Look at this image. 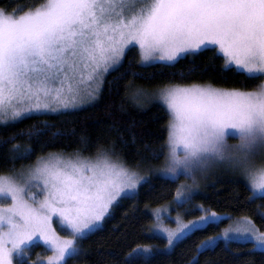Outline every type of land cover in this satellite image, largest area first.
<instances>
[{
    "label": "snow or ice",
    "instance_id": "snow-or-ice-1",
    "mask_svg": "<svg viewBox=\"0 0 264 264\" xmlns=\"http://www.w3.org/2000/svg\"><path fill=\"white\" fill-rule=\"evenodd\" d=\"M137 45L142 66H174L211 50L223 59V70L260 81L251 88L168 82L155 95L170 116L164 179L174 182L183 175L195 184L197 172L227 163L248 181L250 200L264 199V0H44L22 15L0 9V126L94 98L104 75ZM142 93L138 88L136 95ZM17 136L34 139L31 130H21L0 141V147L10 145L5 151L13 162L34 151L30 143L13 142ZM229 136L238 144L229 146ZM81 142L87 144V138ZM142 182L138 171L102 146L88 156L79 151L37 156L19 171L0 174V201L11 200L0 204V264H14V258L27 264L37 240L53 252L47 264H68L118 198L134 194ZM193 196L180 185L175 203L186 205ZM196 207L204 214L194 220L184 223L178 215L175 229L156 226L166 234L169 254L176 243L221 221L216 212ZM153 214L159 219L158 211ZM258 215L264 221V213ZM53 217L68 237L57 234ZM262 228L244 217L205 239L197 251L221 241L264 250ZM157 251L137 245L126 264H150Z\"/></svg>",
    "mask_w": 264,
    "mask_h": 264
},
{
    "label": "trees",
    "instance_id": "trees-1",
    "mask_svg": "<svg viewBox=\"0 0 264 264\" xmlns=\"http://www.w3.org/2000/svg\"><path fill=\"white\" fill-rule=\"evenodd\" d=\"M43 2L0 0V9L22 15ZM223 65V59L210 50L181 59L174 66H142L138 50L131 48L122 64L106 76L98 98L91 105L75 111L31 115L19 123L0 126V141L21 130H31L34 136L31 141L21 136L13 141L31 144L34 151L26 159L13 162L5 151L10 145L0 147V174L19 171L34 163L37 156L48 153L69 156L77 151L88 156L95 154L98 146L111 150L132 169L150 173L137 195L122 198L102 227L80 241L79 255L68 260V264H126L125 257L137 245H147L154 250L165 247L163 239L149 233L152 213L174 199L178 182L152 174L165 162L170 116L162 105L151 100L150 94L168 82L210 83L223 88H251L260 83L235 71H225ZM180 73L185 74L183 79ZM138 88L143 90L141 101L135 97ZM147 98L150 101L147 102ZM37 133L38 139L35 138ZM82 137L87 138V144L81 142ZM251 195L242 179L228 174L219 177L205 193L195 196L190 206L203 205L232 219L249 217L261 227L264 221L258 213H264V199L250 200ZM226 224H212L195 232L178 243L170 254L156 253L150 264H193L197 257V264H264V251L252 250L251 243L232 242L226 246L220 242L214 249L197 251L201 242L219 235ZM38 249L48 253L43 247Z\"/></svg>",
    "mask_w": 264,
    "mask_h": 264
},
{
    "label": "rangeland",
    "instance_id": "rangeland-1",
    "mask_svg": "<svg viewBox=\"0 0 264 264\" xmlns=\"http://www.w3.org/2000/svg\"><path fill=\"white\" fill-rule=\"evenodd\" d=\"M131 48H135L138 50L139 52V47L138 45L137 46H130L129 49H126L125 51V55L123 57V61L125 59V56H126V53L128 52V50H130ZM122 61V62H123ZM155 64H161V63H155ZM150 65H154V64H148L146 66H150ZM118 67L115 68V70L117 69ZM112 71L114 70H110L108 73H106L103 77V80H102V83L99 85V89L97 91V93L95 94L94 98H91V99H85V101L83 103H79L77 104L76 106L74 107H69L68 109H58L56 111H53V112H49V113H60V112H66V111H75V110H78V109H81L85 106H88V105H91L93 102L96 101V99L98 98V95L102 89V86H103V83H104V80L106 78V76L111 73ZM156 91L152 94H150L151 100H154L156 103H159L160 105H162L166 110V106L160 101V99L158 98L157 95H155ZM149 96V97H150ZM135 97L137 99H139L140 101L143 100L141 97V95L137 96L135 94ZM145 101V100H144ZM146 101H150V99H146ZM168 112V110H167ZM48 113V114H49ZM169 114V112H168ZM29 117V116H28ZM238 139L233 137V136H229L227 138V144L229 146H233V145H236L238 144ZM164 166V165H163ZM160 167L158 169H155L152 171V174L153 175H156V176H162V172H161V169L163 168ZM140 173L141 176L144 177L145 181H147V179L149 178V175L150 173L148 172H144V171H141V170H136ZM228 174H231V175H235L237 176L239 179H242L247 185H248V181L245 179V177L240 173V171L238 169H233L232 167H230L227 163H218V164H214L212 165L211 167H209L206 171L204 172H197L195 175H196V183L193 184V180L190 178V177H186V176H183L181 175L179 177L178 180H176L178 182V186L180 185H185L186 187H189L190 190L193 192L194 196H198V195H201L203 193H205L207 191V189L221 176L223 175H228ZM144 182L138 184L137 186V190H135V193L130 195L129 197H133L135 195H137L138 193V190L140 188V186L143 184ZM249 187V186H248ZM34 192H39V189H33ZM122 198H118V201L114 203L113 207L121 200ZM6 203H11V200L9 199L8 201H0V204H6ZM112 207V209H113ZM205 208V207H204ZM111 209V210H112ZM207 209V208H206ZM156 211H158L160 213V216H159V219L156 218V216L152 213V217H153V223L150 227V235L151 236H154V237H159L161 239H163L165 242H166V245L164 248H160L159 247V250L160 251H157L156 253L158 252H161V251H165V252H168L166 251L168 248H169V245L167 243V239H166V234L163 233L162 231L158 230L156 228L157 225H160L162 227H167V228H170V229H175L177 227V224H176V218L177 216L179 215L180 219L182 222L184 223H187L188 221H191V220H194L196 219L197 217L203 215L204 213L200 212L197 207H194L192 208L190 206V202L186 205H183V206H180V205H177L175 203V198L170 202L168 203L167 205L157 209ZM210 212H212L211 210H209ZM219 215V214H218ZM109 216V215H108ZM106 216L105 217V220L106 218L108 217ZM221 216V221L218 222L217 224H214V225H219V224H222L223 222H227V224L222 228V230L224 229H227V228H234L237 226L238 222L243 219V218H237V219H228L227 218V215H220ZM104 220V221H105ZM104 221L102 222V225L104 223ZM53 227L55 228L56 232L58 235H60L61 237H68L69 236V233L64 231L59 223L57 222V219L56 217H53ZM102 227V226H101ZM208 227V226H207ZM61 232H65L67 235L61 233ZM222 234V231L221 233ZM219 234V235H220ZM215 237V236H214ZM181 242V241H180ZM179 242V243H180ZM223 242V241H221ZM224 243V242H223ZM240 243H248V242H240ZM178 243H176L177 245ZM252 244V243H251ZM39 247H43L48 253H45L42 249H38L36 250L37 248ZM176 247V246H175ZM173 251V250H172ZM171 251V252H172ZM258 251H264V250H258ZM53 255V252L46 246V244L41 241V240H37L35 245L30 248L28 250V262L27 264H38V261H44L45 264H47V260H48V257L52 256ZM76 257V256H75ZM33 258L35 260H33ZM14 264H16L15 262V258H14Z\"/></svg>",
    "mask_w": 264,
    "mask_h": 264
}]
</instances>
